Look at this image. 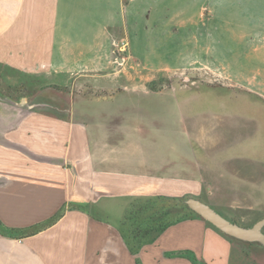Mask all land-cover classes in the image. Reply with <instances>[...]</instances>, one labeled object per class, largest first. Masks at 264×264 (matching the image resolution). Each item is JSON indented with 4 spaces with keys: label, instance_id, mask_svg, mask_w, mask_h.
I'll list each match as a JSON object with an SVG mask.
<instances>
[{
    "label": "crops",
    "instance_id": "1",
    "mask_svg": "<svg viewBox=\"0 0 264 264\" xmlns=\"http://www.w3.org/2000/svg\"><path fill=\"white\" fill-rule=\"evenodd\" d=\"M204 8L201 0L172 13L154 11L153 0H0V264H250L263 251L195 217L130 251L122 216L132 198L162 194L153 189L168 186V167L157 175L138 167L114 143L126 138L110 142L88 126L90 91L152 75L149 36L163 20L177 21L183 36L192 21L175 59L264 60V41L244 43L242 55L218 48L216 13L202 22Z\"/></svg>",
    "mask_w": 264,
    "mask_h": 264
},
{
    "label": "rangeland",
    "instance_id": "2",
    "mask_svg": "<svg viewBox=\"0 0 264 264\" xmlns=\"http://www.w3.org/2000/svg\"><path fill=\"white\" fill-rule=\"evenodd\" d=\"M199 2L153 0L154 11L171 13ZM201 4L202 22L208 10L216 13L218 48L242 55L246 43L264 41V0ZM176 23L163 20L149 36L152 75L137 77L135 87L89 92L88 126L110 142L126 138L114 143L138 167L147 163L156 175L168 167V186L154 191L200 199L250 227L264 218V60L175 59L178 41L192 40V21L184 22V36L175 34ZM263 251L250 264H264Z\"/></svg>",
    "mask_w": 264,
    "mask_h": 264
},
{
    "label": "trees",
    "instance_id": "3",
    "mask_svg": "<svg viewBox=\"0 0 264 264\" xmlns=\"http://www.w3.org/2000/svg\"><path fill=\"white\" fill-rule=\"evenodd\" d=\"M185 201L184 195L167 193L132 198L120 225L121 237L130 251L138 252L141 247L155 240L160 233L178 222L193 217L201 219L188 208ZM230 221L237 223L234 220Z\"/></svg>",
    "mask_w": 264,
    "mask_h": 264
},
{
    "label": "water",
    "instance_id": "4",
    "mask_svg": "<svg viewBox=\"0 0 264 264\" xmlns=\"http://www.w3.org/2000/svg\"><path fill=\"white\" fill-rule=\"evenodd\" d=\"M185 204L202 220L211 224L227 237L243 243H258L260 245H264V233L262 232V228L264 227V218L257 221L250 227H245L226 219L200 199L188 198L185 201Z\"/></svg>",
    "mask_w": 264,
    "mask_h": 264
},
{
    "label": "built area",
    "instance_id": "5",
    "mask_svg": "<svg viewBox=\"0 0 264 264\" xmlns=\"http://www.w3.org/2000/svg\"><path fill=\"white\" fill-rule=\"evenodd\" d=\"M125 47H126V44H125V43H121L120 48H121V49H125ZM123 51H125V50H123ZM123 51H122V52H123Z\"/></svg>",
    "mask_w": 264,
    "mask_h": 264
},
{
    "label": "flooded vegetation",
    "instance_id": "6",
    "mask_svg": "<svg viewBox=\"0 0 264 264\" xmlns=\"http://www.w3.org/2000/svg\"><path fill=\"white\" fill-rule=\"evenodd\" d=\"M263 219V218H262ZM262 232L264 233V227H263V229H262Z\"/></svg>",
    "mask_w": 264,
    "mask_h": 264
}]
</instances>
